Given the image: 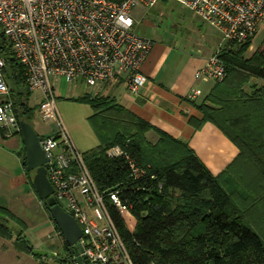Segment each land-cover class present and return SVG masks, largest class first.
I'll return each mask as SVG.
<instances>
[{"label": "trees", "instance_id": "16d2710c", "mask_svg": "<svg viewBox=\"0 0 264 264\" xmlns=\"http://www.w3.org/2000/svg\"><path fill=\"white\" fill-rule=\"evenodd\" d=\"M250 45L224 46L219 57L227 77L216 82L201 103L194 102L203 119L190 118L196 129L215 124L240 150L219 177L186 143L162 132L157 143L150 142L146 135L153 126L112 98L73 99L93 110L88 123L100 144L83 157L99 191H120L131 206L134 231L114 207L110 213L134 264H264V86L246 88L253 79L264 81V50L245 59ZM0 46L17 120L33 125L39 108L30 105L33 92L25 68L4 38ZM117 146L146 171L143 178L131 179L126 156H108ZM1 218L15 217L0 207V236L11 239L12 230ZM20 236L25 249L34 253L25 235Z\"/></svg>", "mask_w": 264, "mask_h": 264}, {"label": "built area", "instance_id": "2783aa9c", "mask_svg": "<svg viewBox=\"0 0 264 264\" xmlns=\"http://www.w3.org/2000/svg\"><path fill=\"white\" fill-rule=\"evenodd\" d=\"M162 1L0 0V39H5L25 68L31 91L42 93L38 111L41 119L59 124L58 133L41 137V147L49 159L47 173L55 190L53 197L81 226L83 237L75 247L90 264H134L110 207L124 219L125 215H133L120 191H99L58 112L56 89L61 82L98 91L124 83L137 95L149 83L143 67L155 44L135 31L132 12L138 7L153 9ZM168 1L178 2L221 35L219 49L196 74L203 83L223 82L227 69L219 55L224 46L252 41L264 23V0ZM1 48L0 124L21 133L4 77L7 63ZM200 95V91H195L191 98ZM107 154L110 158L126 156L131 179L145 176L146 171L121 147H114ZM72 261L75 263L73 258Z\"/></svg>", "mask_w": 264, "mask_h": 264}, {"label": "crops", "instance_id": "0c3cea01", "mask_svg": "<svg viewBox=\"0 0 264 264\" xmlns=\"http://www.w3.org/2000/svg\"><path fill=\"white\" fill-rule=\"evenodd\" d=\"M211 38L214 39V36ZM220 44V39L217 43L209 40V47L191 49L187 54L188 58L180 55L168 45L156 44L143 67V73L147 76L149 83L137 95H133L124 83L104 91L92 88L93 91L85 95L110 97L138 117L149 122L153 126V130L146 136L152 143L159 141L158 132L186 143L210 173L219 177L237 160L240 150L215 124L208 122L201 129H196L191 125L190 118L203 119V113L194 105V102L201 103L210 93L215 82L203 83L196 79V74L206 67L211 56L219 49ZM263 50L264 23L251 41L244 57L251 59L255 53ZM251 84L263 87L264 81L253 79ZM59 89L60 84L56 90L59 92ZM75 89L78 88L75 87ZM67 90L68 88H63L61 91L63 95ZM195 91H200L201 95L191 98ZM32 92L34 94V91ZM63 95L59 93L58 98ZM42 100V93L38 104L33 105L31 98V107L39 108ZM91 111L93 114L92 109ZM37 124L38 126H36ZM33 126L41 137L58 133V131L42 126L37 117L34 119ZM91 130L96 138V144L92 140L72 139L81 154L97 148L100 144L95 132L92 128ZM25 158L23 136L14 129L0 124V207L13 211L15 203L28 204L31 194L39 198L32 183L35 172L28 171ZM49 218L56 230L51 215ZM5 245H7L6 242L0 239V247ZM11 251L15 254L13 261L11 258L7 259L8 256H1L2 254H10ZM11 251L0 252V264L37 263L33 256L19 253L16 250Z\"/></svg>", "mask_w": 264, "mask_h": 264}, {"label": "rangeland", "instance_id": "374dc122", "mask_svg": "<svg viewBox=\"0 0 264 264\" xmlns=\"http://www.w3.org/2000/svg\"><path fill=\"white\" fill-rule=\"evenodd\" d=\"M132 15L136 20L135 31L139 35L153 40L155 45H168L187 58L191 49L209 47V40L216 43L219 39L221 41L217 30L175 1H162L155 8L147 10L138 7L133 10ZM212 36L214 39L211 38ZM252 86L253 84L250 82L246 86L247 90L251 91ZM63 88H68L64 95L61 92ZM92 91V88L85 85H66L61 82L59 92L56 90L57 108L73 140L77 138L86 141L92 140L96 144V138L88 123V118L92 114L91 108L73 101V99ZM59 93L63 95L60 98H58ZM40 100L41 93L35 91L32 96L33 105L38 104ZM36 116L42 126L60 131L57 123L44 122L38 113ZM29 198L28 204H14L15 208L10 212L15 219L1 218V223L12 230V238L6 239L0 236V239L7 244L5 245L6 248L5 246L0 247V252L16 250L19 253L33 256L36 264H70L72 260L69 251H67L60 231L57 228L55 230L45 204L35 195L31 194ZM125 219L128 228L134 231L136 228L135 218L125 215ZM20 233L25 235V244L28 248H34L33 251L46 252L47 256L41 257L35 253H29L24 244L21 243L22 236ZM1 256H8L7 259L11 258L13 261L15 254L11 251L10 254H2Z\"/></svg>", "mask_w": 264, "mask_h": 264}, {"label": "water", "instance_id": "95a60500", "mask_svg": "<svg viewBox=\"0 0 264 264\" xmlns=\"http://www.w3.org/2000/svg\"><path fill=\"white\" fill-rule=\"evenodd\" d=\"M21 132L23 134L26 164L29 172H35L33 186L40 200L49 208L51 217L62 234L64 241L68 245L70 256L74 259L75 264H90L86 257L80 256L78 249L75 247L83 237V231L73 215L66 213L63 208L57 204L53 197L55 190L49 181L47 165L49 159L41 147V136H39L34 126L27 122H21ZM29 249H33L29 247ZM41 257H46V252L34 251Z\"/></svg>", "mask_w": 264, "mask_h": 264}]
</instances>
